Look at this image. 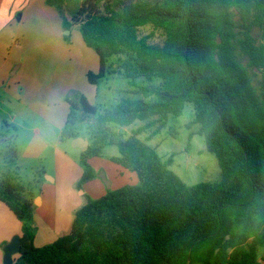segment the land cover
Wrapping results in <instances>:
<instances>
[{"label":"trees","instance_id":"1","mask_svg":"<svg viewBox=\"0 0 264 264\" xmlns=\"http://www.w3.org/2000/svg\"><path fill=\"white\" fill-rule=\"evenodd\" d=\"M72 19L100 59L89 83L112 74L107 67L115 56H125L127 79L161 80L138 90L155 100L123 99L100 115L82 156L80 187L94 178L88 160L109 144L120 152L113 161L136 173L140 183L89 201L76 211L69 233L36 247L34 201L16 176H4L0 201L23 223L22 252L14 264H261L264 0H84ZM146 27L160 33L159 42L141 33ZM68 102L61 140L79 137L77 110L81 120L97 113L84 95ZM187 103L195 108L188 128L199 126L218 159V182L186 184L170 168L173 159L164 161L139 137L155 122L181 116ZM136 121L146 125L129 137L110 134L109 124Z\"/></svg>","mask_w":264,"mask_h":264},{"label":"rangeland","instance_id":"2","mask_svg":"<svg viewBox=\"0 0 264 264\" xmlns=\"http://www.w3.org/2000/svg\"><path fill=\"white\" fill-rule=\"evenodd\" d=\"M83 1L62 0L60 3L49 4L46 0L48 6L59 12L64 28L67 29L64 32L67 40L70 39L69 32L73 29L81 34L79 25L75 24L72 18ZM141 33L152 34V42L160 41V33L150 27L142 29ZM253 34L258 35L257 28L253 30ZM80 36L82 38V34ZM90 50L94 52L93 49ZM124 59L125 56L111 58L107 69L112 74H108L97 86L82 79L77 82L75 90L69 89L65 92L62 99L67 103L69 100L78 102L84 95L89 99V103L97 108L96 114L86 115L83 120L81 110L76 111L75 132L78 138L90 140L91 133L97 128L99 116L123 99L155 100L154 97L145 98L138 90L141 86L159 85L161 80L127 79L121 69ZM8 100L3 89H0V180L11 173L25 187V195L28 198H34L33 201L39 197L43 199L42 206H37L35 201V215L31 223L36 227L35 233L38 236L36 247L52 243L41 240L42 235L37 228L39 224H48L50 228L58 231L60 237L64 236L71 230L76 211L89 201L101 199L110 191L139 185L136 173L113 161L114 158L120 157V152L117 146L109 144L102 148L99 156L88 160L94 178L80 187L85 171L82 163L84 151L74 147V139H60L67 119L64 120L62 128L57 129L46 126L42 118L41 111L48 112L57 105L51 104L41 95L32 103L28 101L30 97H27V107L18 106L12 99V103ZM69 112L70 107L68 114ZM194 114V105L187 103L181 116H169L163 121H154L155 123L147 127L139 137L153 146L164 161L172 158L170 168L186 184L218 182L222 178V170L216 155L207 149L204 136L198 134V125L188 128ZM145 125L146 122L136 121L128 127H119L116 124H109L108 127L110 134L120 133L127 138ZM35 129H39V133L35 132ZM11 144L18 150L16 158L11 155ZM48 175L54 181L49 180ZM104 178L110 183V188ZM40 203V199H37V204ZM259 261L264 264V247L260 250Z\"/></svg>","mask_w":264,"mask_h":264},{"label":"crops","instance_id":"3","mask_svg":"<svg viewBox=\"0 0 264 264\" xmlns=\"http://www.w3.org/2000/svg\"><path fill=\"white\" fill-rule=\"evenodd\" d=\"M66 30L59 12L48 6L46 0H0V89L10 103L12 99L21 107L29 106L27 97L32 103L38 95L57 105L48 112L41 111L46 126L57 129L68 117L70 105L62 99L65 92L75 90L82 79L89 83V72L97 73L100 69L99 56L90 50L83 36L73 29L67 40ZM35 132L39 133V129ZM37 199L36 205L42 206L43 199ZM22 227L17 216L0 201V264H4V248L13 237L21 236ZM37 228L41 240L47 243L60 237L48 224H39ZM37 239L38 236L35 245Z\"/></svg>","mask_w":264,"mask_h":264},{"label":"water","instance_id":"4","mask_svg":"<svg viewBox=\"0 0 264 264\" xmlns=\"http://www.w3.org/2000/svg\"><path fill=\"white\" fill-rule=\"evenodd\" d=\"M74 147L80 148L82 151H87L89 148V142L82 138L74 139ZM108 188H110V183L104 178ZM22 252V240L21 236L17 235L13 237L11 242L4 248V264H14L16 256H20Z\"/></svg>","mask_w":264,"mask_h":264}]
</instances>
